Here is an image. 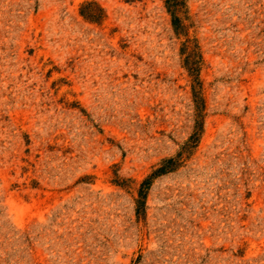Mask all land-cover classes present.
<instances>
[{
    "label": "rangeland",
    "instance_id": "rangeland-1",
    "mask_svg": "<svg viewBox=\"0 0 264 264\" xmlns=\"http://www.w3.org/2000/svg\"><path fill=\"white\" fill-rule=\"evenodd\" d=\"M0 264H264V0H0Z\"/></svg>",
    "mask_w": 264,
    "mask_h": 264
},
{
    "label": "trees",
    "instance_id": "trees-1",
    "mask_svg": "<svg viewBox=\"0 0 264 264\" xmlns=\"http://www.w3.org/2000/svg\"><path fill=\"white\" fill-rule=\"evenodd\" d=\"M167 165H169L168 167H163L161 168L160 170H158L156 172L155 175H158V174H162V173H165L167 171H171L172 169H174V162L172 160L168 161L167 162ZM149 186V183L148 182H145L141 188H139V201H138V207L142 208L144 206V198H145V192H146V189L148 188Z\"/></svg>",
    "mask_w": 264,
    "mask_h": 264
}]
</instances>
